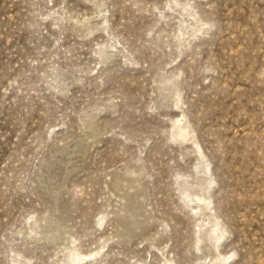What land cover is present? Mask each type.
<instances>
[{"label":"rangeland","instance_id":"obj_1","mask_svg":"<svg viewBox=\"0 0 264 264\" xmlns=\"http://www.w3.org/2000/svg\"><path fill=\"white\" fill-rule=\"evenodd\" d=\"M212 262L264 264V0H0V264Z\"/></svg>","mask_w":264,"mask_h":264},{"label":"bare ground","instance_id":"obj_2","mask_svg":"<svg viewBox=\"0 0 264 264\" xmlns=\"http://www.w3.org/2000/svg\"><path fill=\"white\" fill-rule=\"evenodd\" d=\"M178 121H180V120H178ZM178 124H179V122H178ZM181 130V129H180ZM187 132V131H186ZM184 133V132H183ZM182 134V133H181ZM186 135V134H185ZM188 135V134H187ZM189 137V136H188ZM197 200L200 202V203H202L203 204V206H204V209L206 208V209H208L209 208V206L207 205L208 204V202H207V199H205L204 197H199L198 196V198H197ZM191 202H194V200H192ZM203 206H200V205H198L197 206V208L198 209H201V207H203ZM211 264H219L218 262H212Z\"/></svg>","mask_w":264,"mask_h":264}]
</instances>
